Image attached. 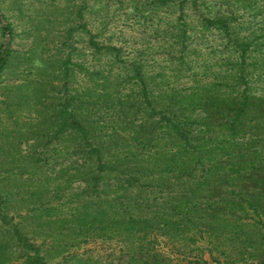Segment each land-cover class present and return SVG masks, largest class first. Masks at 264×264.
<instances>
[{
  "label": "trees",
  "instance_id": "1",
  "mask_svg": "<svg viewBox=\"0 0 264 264\" xmlns=\"http://www.w3.org/2000/svg\"><path fill=\"white\" fill-rule=\"evenodd\" d=\"M188 1L197 27L219 33L216 56L207 48L213 58H204L207 36L188 26L165 65L131 61L124 47L91 37L99 64L88 68L85 99L72 111L67 203L77 204L71 214L82 234L129 233V259L114 252L113 264H186L189 241L200 236L211 259L197 253L189 264H228L222 256L264 264V24ZM250 209L260 224H239Z\"/></svg>",
  "mask_w": 264,
  "mask_h": 264
},
{
  "label": "rangeland",
  "instance_id": "2",
  "mask_svg": "<svg viewBox=\"0 0 264 264\" xmlns=\"http://www.w3.org/2000/svg\"><path fill=\"white\" fill-rule=\"evenodd\" d=\"M207 1L209 7L233 9L245 20L254 17L264 24V12L256 14L264 0ZM185 3L0 0V53L6 54L0 66V264H113L114 252L119 256L132 250L129 233L109 240L99 230L84 229L83 234L76 230L71 208L77 204L67 203L72 111L85 99L88 68L99 64L92 36L124 47L131 61L165 65L172 59L170 49L182 47L188 26L207 36L204 58H213L211 49L217 50L216 56L219 33L197 27L200 22ZM207 6L201 10L210 14ZM88 208L90 216L97 214L94 205ZM259 220L250 209L239 224H260ZM194 240L189 241L191 254L182 258L183 263L197 260V253L211 259L206 239ZM163 247L166 255L173 254L169 246ZM125 255L127 260L131 254Z\"/></svg>",
  "mask_w": 264,
  "mask_h": 264
}]
</instances>
